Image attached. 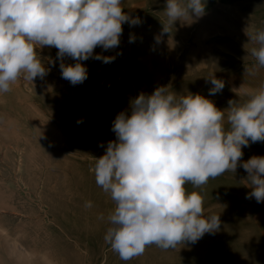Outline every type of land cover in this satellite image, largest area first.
I'll return each instance as SVG.
<instances>
[{
	"label": "rangeland",
	"instance_id": "obj_1",
	"mask_svg": "<svg viewBox=\"0 0 264 264\" xmlns=\"http://www.w3.org/2000/svg\"><path fill=\"white\" fill-rule=\"evenodd\" d=\"M240 34V63L225 55L223 64L208 65L209 74L247 66L242 60L248 59V48H252L247 47V34L251 33ZM176 35L179 42L184 39L182 34ZM132 38L135 47H129V39L127 46L120 42L107 51L96 47L94 54L115 59L111 63L93 58L81 61L88 76L77 85L62 78L57 49H37L50 69L47 75L32 83L21 76L8 92H0V264H264L263 225L254 222L256 208L252 206L256 202L246 198L247 173L239 166L235 173L226 171L200 188L185 184L186 193L196 191L203 197L205 215H220L218 231L167 250L146 246L142 255L127 261L105 241L108 216L115 204L96 184L91 169L94 158L104 155L107 143L116 139L111 130L115 117L129 110L130 100L140 93L151 94L159 86L154 83L185 95L200 94L203 82L189 78L195 71L199 77V65L183 62L185 49L179 47L171 56L173 48L160 49L170 59L166 71L177 72L175 75L162 81L145 78L147 67L153 64L144 61L152 58L157 62L159 57L151 48L138 46L145 41L142 35ZM63 62L76 63L70 57ZM217 79L226 83L220 75ZM207 82L209 92L213 85ZM226 88L209 94L208 99L215 102L218 97L228 105L231 95ZM244 99L241 96L240 102ZM242 152L243 161L264 156V142L250 141ZM88 201L91 207L85 206ZM17 253L24 255L15 259Z\"/></svg>",
	"mask_w": 264,
	"mask_h": 264
},
{
	"label": "clouds",
	"instance_id": "obj_2",
	"mask_svg": "<svg viewBox=\"0 0 264 264\" xmlns=\"http://www.w3.org/2000/svg\"><path fill=\"white\" fill-rule=\"evenodd\" d=\"M163 12L162 34L178 20L202 17L205 3L166 0ZM124 23L134 26L141 20L124 11L122 0H0V92H8L21 76L32 83L47 75L50 69L37 52L45 46L58 50L63 79L83 83L88 73L81 61L113 62L114 56L94 54V49L117 48ZM248 37L257 45L251 55L264 67V29H254ZM65 57L76 63L65 64ZM207 79L213 85L210 95L223 90V80L214 74ZM244 95L243 102L229 100L221 110L200 94L177 95L158 86L117 114L111 129L116 139L94 158L91 171L115 204L105 241L122 260L142 255L146 246L167 250L219 230L220 215H205L203 197L186 193V183L200 188L239 166L251 188L246 198L264 202V156L242 160V147L264 142V85L246 88ZM85 206L91 207V201Z\"/></svg>",
	"mask_w": 264,
	"mask_h": 264
},
{
	"label": "crops",
	"instance_id": "obj_3",
	"mask_svg": "<svg viewBox=\"0 0 264 264\" xmlns=\"http://www.w3.org/2000/svg\"><path fill=\"white\" fill-rule=\"evenodd\" d=\"M204 3L205 14L202 17H193V22L190 20L187 22L178 20L173 27H170L169 33L162 34L161 21L166 19L163 12L166 0H122L124 11L132 18L138 17L141 23L134 26H130L129 23L122 25L121 46H127L128 43L126 44L125 41L126 39L130 41L131 38L129 47H135L132 38L134 34L144 37V43L138 44V46L151 48L152 52L154 51L155 55L159 57L157 62L152 58L150 59L151 61H144L145 64H153V66L147 67L148 71L145 76V78L153 81L166 80L177 73L173 72L171 74L166 71L165 65L168 64L170 59L167 58L168 60H166L164 56L167 51H160V49L173 48L174 50L169 52L171 56L172 53H176L175 49L177 47L184 48L183 62L185 59L189 64L199 65L196 66L199 70V77H197L198 73L195 71L189 78H199L200 81H203L200 84V95L208 99L207 78L214 74L216 78L220 75V77L225 79L227 83H225L227 87L225 90L229 91L228 89H230L231 95L228 100H240L241 96H245L244 90L246 88H259L264 85V67L258 66L256 58L251 55L250 48H248V59L242 60L244 64H247L244 68H232L227 72L219 70V73L211 72L209 74L208 65L212 63L216 65L218 63L223 64L225 55L231 62L237 60L240 63V33H251L254 29H264V0H204ZM241 19H243L242 24ZM176 33L183 35L184 39H181V42H179L180 40L178 41ZM250 35L247 34V47L253 48V43L255 42L249 40L248 36ZM158 36L160 37L159 42L156 39ZM182 41L184 43L183 46L181 45ZM157 64L159 69H156L158 68ZM157 85L161 86V83H154V87ZM210 100L217 108L223 105L222 107L225 109V106H228L224 105L223 101L218 100V97L215 102L211 98ZM224 126L229 125L224 121ZM250 191L251 188L249 187ZM253 201L256 202L254 198ZM256 203L252 206L254 209L256 208L253 215V217L255 216L254 222L262 224L261 230L264 232V202Z\"/></svg>",
	"mask_w": 264,
	"mask_h": 264
},
{
	"label": "bare ground",
	"instance_id": "obj_4",
	"mask_svg": "<svg viewBox=\"0 0 264 264\" xmlns=\"http://www.w3.org/2000/svg\"><path fill=\"white\" fill-rule=\"evenodd\" d=\"M6 132V131H5ZM4 132V133H5ZM6 142V141H5ZM16 247H17V244H16ZM21 247V246H20ZM23 248V247H22ZM17 251H18V249H17ZM24 251H26V250H24ZM13 254H15V253H13ZM26 254V253H25ZM22 255H24V254H22ZM22 255H18V253H17V255H16V258L15 259H21L22 258ZM27 255V254H26ZM26 255H25V257H26ZM29 255H30V253H29ZM28 255V256H29ZM14 258V257H13ZM29 258V257H28ZM19 261V260H18ZM23 261V260H22ZM27 262V261H26ZM19 263H21V262H19ZM23 263H24V261H23ZM27 263H29V262H27Z\"/></svg>",
	"mask_w": 264,
	"mask_h": 264
}]
</instances>
